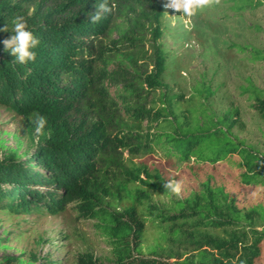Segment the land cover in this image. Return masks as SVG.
I'll use <instances>...</instances> for the list:
<instances>
[{
    "label": "trees",
    "instance_id": "trees-1",
    "mask_svg": "<svg viewBox=\"0 0 264 264\" xmlns=\"http://www.w3.org/2000/svg\"><path fill=\"white\" fill-rule=\"evenodd\" d=\"M224 2L241 15L264 5V0ZM98 3L0 0V28L9 27L0 31V106L23 117L37 139L27 158L13 151L0 159V210L56 215L73 204L79 217L96 220L115 258L101 263L83 252L75 264H259L264 150L235 132L246 127L240 108L214 110L207 74L188 95L165 81L171 53L162 43L163 0H110L113 12L92 24L88 17ZM18 15L41 42L35 62H15L3 44L14 34ZM113 32L116 38H110ZM231 47L251 63L264 62V47ZM247 84L243 92L264 121V88L251 79ZM37 112L48 120L40 135L29 119ZM148 153L165 156L175 170L134 160ZM184 173L201 187L170 204L155 201V194L171 193L165 180L186 182ZM249 189L251 198L243 200ZM152 227L153 254L142 256ZM169 243L184 248L175 253L176 261L157 256Z\"/></svg>",
    "mask_w": 264,
    "mask_h": 264
},
{
    "label": "rangeland",
    "instance_id": "rangeland-1",
    "mask_svg": "<svg viewBox=\"0 0 264 264\" xmlns=\"http://www.w3.org/2000/svg\"><path fill=\"white\" fill-rule=\"evenodd\" d=\"M230 5L221 0L220 4L199 10L191 18L167 9L162 43L171 55L165 81L174 87L175 92L188 95L198 85L201 75L207 74L215 90L209 100L211 106L218 114L231 105L238 106L246 127H236L235 132L246 143L264 150V121L251 108L249 93H244L242 88L248 85L249 79L264 88V62L251 63L245 59L246 54L231 47L232 43L264 47V5L242 15L234 12ZM257 25L261 29H256ZM116 37L117 32L110 35V38ZM110 91L112 95L117 93L114 87ZM36 141L23 117L0 106V159L13 151L18 157L27 158L35 149ZM125 156H128L127 151ZM134 160H142L151 167L159 166L164 171L175 170L159 153H148ZM184 175L186 182L180 196L162 192L154 195L155 201L170 204L173 199H184L201 187L187 173ZM250 191L243 200L251 198ZM258 225L259 230L264 229L263 220L258 219ZM154 234L152 227L148 230V243L143 244L142 256L153 254L149 247L156 244ZM0 240V259L16 258L9 264H47L41 259L43 256L55 260L56 264H75L78 254L83 252H92L101 263L115 258L111 240L100 233L96 220L79 217L73 204H68L56 215L46 211L14 214L0 210ZM182 252L184 248L169 243L158 250L157 256L176 261V255ZM189 252V255L194 254V250ZM259 261L264 264V255Z\"/></svg>",
    "mask_w": 264,
    "mask_h": 264
},
{
    "label": "clouds",
    "instance_id": "clouds-1",
    "mask_svg": "<svg viewBox=\"0 0 264 264\" xmlns=\"http://www.w3.org/2000/svg\"><path fill=\"white\" fill-rule=\"evenodd\" d=\"M221 0H163V7L165 9H171L173 12L180 13L181 16L191 18L196 15L199 10L212 5L220 4ZM115 4H110V0H99L96 5V11L91 13L88 20L92 24L99 23L106 14H111ZM167 12V11H165ZM0 31H9V27L0 28ZM14 34L6 38L3 41L5 49L16 57L15 62L19 64H27L29 62H35L37 59V53L34 51L39 45L40 40L34 33L28 28L27 21L23 16H16L13 21V27L11 30ZM31 124L35 125V132L40 135L48 123L47 117L35 113L34 116H29ZM185 181L183 179L169 178L164 182V188L166 192H171L176 196H180L184 187Z\"/></svg>",
    "mask_w": 264,
    "mask_h": 264
}]
</instances>
